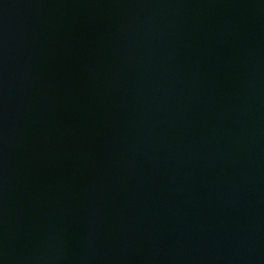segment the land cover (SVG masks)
<instances>
[{"label": "water", "instance_id": "1", "mask_svg": "<svg viewBox=\"0 0 264 264\" xmlns=\"http://www.w3.org/2000/svg\"><path fill=\"white\" fill-rule=\"evenodd\" d=\"M0 264H264V0H0Z\"/></svg>", "mask_w": 264, "mask_h": 264}]
</instances>
